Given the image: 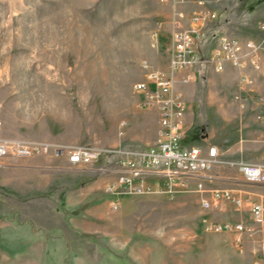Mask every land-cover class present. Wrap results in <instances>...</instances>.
Returning a JSON list of instances; mask_svg holds the SVG:
<instances>
[{
    "label": "rangeland",
    "instance_id": "rangeland-1",
    "mask_svg": "<svg viewBox=\"0 0 264 264\" xmlns=\"http://www.w3.org/2000/svg\"><path fill=\"white\" fill-rule=\"evenodd\" d=\"M218 14L204 32L208 53L221 34L261 43L249 79L208 65L180 85L185 146L216 145L227 162L210 187L264 201L241 163L264 162V0H205ZM196 5L190 3V8ZM171 7L159 0H0V136L103 151L88 166L65 155L0 156V264H264V228L250 237L205 222L250 221L249 206L209 209L201 195L151 192L120 199L107 188L121 151L158 139V115L134 84L170 63ZM251 222V221H250Z\"/></svg>",
    "mask_w": 264,
    "mask_h": 264
},
{
    "label": "built area",
    "instance_id": "built-area-1",
    "mask_svg": "<svg viewBox=\"0 0 264 264\" xmlns=\"http://www.w3.org/2000/svg\"><path fill=\"white\" fill-rule=\"evenodd\" d=\"M171 7L170 17L159 23L158 29L168 27L171 33L170 63L167 68H152L147 61L145 79L134 84V91L141 97L143 108L155 109L158 115V139L147 149L121 151L116 177L107 188L115 197L113 207L118 208L120 199L128 194L157 192L171 197L181 192L201 195L200 204L209 209L224 201L231 202L238 210L249 206L250 221L237 223L205 222L206 230L230 229L241 237H250L256 229L264 228V201H249L228 187H210L216 179L213 170L225 162L216 145L185 146L187 104L179 88L196 78V70L208 65L216 72L228 65L235 66L244 80L249 79V68L260 71L262 62L261 43L252 38L221 34L211 50H204V32L217 20L205 0H159ZM196 5L190 8V3ZM264 31V21L259 24ZM65 155L69 165L88 166L97 162L102 154L92 145L62 144L38 140L7 139L0 136V156L28 157L34 155ZM241 172L249 182L264 183L263 163H241Z\"/></svg>",
    "mask_w": 264,
    "mask_h": 264
},
{
    "label": "crops",
    "instance_id": "crops-1",
    "mask_svg": "<svg viewBox=\"0 0 264 264\" xmlns=\"http://www.w3.org/2000/svg\"><path fill=\"white\" fill-rule=\"evenodd\" d=\"M185 141H186V140H185ZM185 141H184V142H185Z\"/></svg>",
    "mask_w": 264,
    "mask_h": 264
}]
</instances>
